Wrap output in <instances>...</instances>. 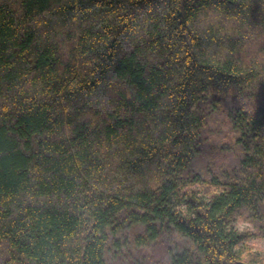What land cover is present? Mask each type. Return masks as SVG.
<instances>
[{"label":"trees","instance_id":"1","mask_svg":"<svg viewBox=\"0 0 264 264\" xmlns=\"http://www.w3.org/2000/svg\"><path fill=\"white\" fill-rule=\"evenodd\" d=\"M237 218L264 236V0H0V264H109L137 228L238 264Z\"/></svg>","mask_w":264,"mask_h":264},{"label":"rangeland","instance_id":"2","mask_svg":"<svg viewBox=\"0 0 264 264\" xmlns=\"http://www.w3.org/2000/svg\"><path fill=\"white\" fill-rule=\"evenodd\" d=\"M213 120L211 128L206 133L210 157L206 160L204 156L202 159L204 162L206 160L204 180H209L214 175L229 169L238 156L235 134L230 128L224 109L216 114ZM210 171L213 173L207 174ZM180 204L181 202L176 200V205ZM233 226L238 232L248 235L242 246L245 256L240 262L247 263L246 260L251 256L256 258L253 264H264L263 234L245 218H237ZM140 235H144L142 228L127 231L121 236L119 247L110 246L106 254L109 264H170L173 257L194 250L191 239L175 231L162 237L157 243L146 245L137 244L138 237H142Z\"/></svg>","mask_w":264,"mask_h":264},{"label":"water","instance_id":"3","mask_svg":"<svg viewBox=\"0 0 264 264\" xmlns=\"http://www.w3.org/2000/svg\"><path fill=\"white\" fill-rule=\"evenodd\" d=\"M238 264H247V263H245V262H239Z\"/></svg>","mask_w":264,"mask_h":264}]
</instances>
